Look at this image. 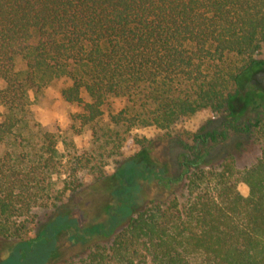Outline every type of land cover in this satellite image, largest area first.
Here are the masks:
<instances>
[{"label": "trees", "instance_id": "trees-1", "mask_svg": "<svg viewBox=\"0 0 264 264\" xmlns=\"http://www.w3.org/2000/svg\"><path fill=\"white\" fill-rule=\"evenodd\" d=\"M257 71L264 0H0V247L35 244L33 210L53 207L57 221L70 212L65 198L85 187V156L61 152L31 108V94L62 81L61 98L81 108V126L107 121L98 136L105 144L118 147L122 133L153 126L185 150L176 175L142 164L138 171L134 156L96 174L107 191L102 216L64 222L83 251L40 264H264V92L246 111L231 106ZM203 111L223 128L182 127ZM230 130L240 140L212 161L211 145ZM250 144L259 155L239 167ZM140 180L156 194L136 202L121 192L141 190Z\"/></svg>", "mask_w": 264, "mask_h": 264}, {"label": "rangeland", "instance_id": "rangeland-1", "mask_svg": "<svg viewBox=\"0 0 264 264\" xmlns=\"http://www.w3.org/2000/svg\"><path fill=\"white\" fill-rule=\"evenodd\" d=\"M62 86V81H55L41 93L31 94V108L35 119L45 128L57 134L60 139L58 146L61 152L67 155L69 152L75 151L77 154L85 156L83 157L84 167L79 169V176L86 183L85 187L76 195L69 194L65 198L64 213L69 212V210L70 212L68 215L58 216L57 221L53 219V207L35 208L31 219L32 221H39V241L33 245L25 242H11L1 246L0 264H40L42 256L48 258V262L55 263L68 258L75 251H83L77 246L74 248L75 245L72 243L74 242L72 236L75 233L74 229L64 222L72 220V222L82 224L86 219L93 222L102 216L104 211L100 208V202L107 197V191L94 184V176L100 171L111 175L118 170L119 164L124 162V159L133 156L137 160L133 166L138 171H140L141 164L143 168L150 166L173 175L180 171L178 157L185 150L180 143L178 145L176 142L162 139V132L156 127L149 126L135 128L130 133H122L125 140L118 147H114L112 143L105 144V137L100 141L98 136L102 135L104 130L100 128L106 126L107 121H99L93 127L81 126L78 120L74 118L77 113L81 112V108L63 101L60 95ZM262 92H264V71H257L244 81L243 87L239 89L238 94L232 100V109L240 112L246 111L247 102L257 96L260 97L259 93ZM248 93L249 98L246 100L245 97ZM211 117L209 112H199L190 117L182 127L192 132L211 129L221 130L223 121L210 122ZM98 133L100 134L98 135ZM238 137L233 130H230L226 139L220 140L217 144H212V161L222 158L225 151L240 140V137L237 140ZM136 138H147L151 144L149 147L143 148L134 141ZM243 147H246V150L241 152L237 158L239 167L252 163L260 152L257 144L243 145ZM127 174H130L129 169L124 174L126 178ZM140 181L142 182L140 183L141 190L138 188L137 190H130L124 185L121 192L131 196L136 202H139L144 196L156 194L153 184ZM238 189L242 194H248V187L244 183L240 182ZM55 221L59 224H54ZM79 226L82 227L83 225ZM45 249L48 250L47 253L43 252ZM54 249L55 253H53Z\"/></svg>", "mask_w": 264, "mask_h": 264}]
</instances>
